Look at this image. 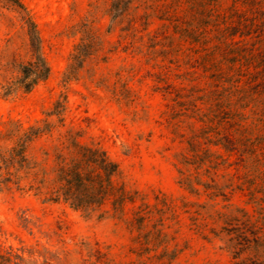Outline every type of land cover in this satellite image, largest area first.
<instances>
[{
  "label": "rangeland",
  "instance_id": "obj_1",
  "mask_svg": "<svg viewBox=\"0 0 264 264\" xmlns=\"http://www.w3.org/2000/svg\"><path fill=\"white\" fill-rule=\"evenodd\" d=\"M233 8L0 0V255L25 264L233 263L211 233L221 226L213 212L231 205L264 218V108L236 103L227 82L233 65L264 74V55L248 68L229 62ZM37 58L48 74L26 91ZM228 137L263 152L244 163L210 144ZM199 144L217 164L204 163L202 181L233 188L228 201L178 183L176 156ZM82 146L117 165L101 203L85 211L52 200L73 172L93 171L82 167Z\"/></svg>",
  "mask_w": 264,
  "mask_h": 264
},
{
  "label": "trees",
  "instance_id": "obj_2",
  "mask_svg": "<svg viewBox=\"0 0 264 264\" xmlns=\"http://www.w3.org/2000/svg\"><path fill=\"white\" fill-rule=\"evenodd\" d=\"M116 1L118 4L119 0ZM233 1V24L228 28V36L230 41L226 44V56L230 58L232 65L235 62L240 63V67L248 68L250 64L257 58L264 55L263 42H251L252 36L259 37L264 34V11L260 6V0H232ZM115 5V4H114ZM238 36L240 41H235L234 37ZM256 44H259L255 49ZM257 51V53H256ZM257 54V55H256ZM256 55V56H255ZM234 66V65H233ZM230 67L235 74L227 79L230 83L229 98L237 96L236 103L244 102L253 108H264V74L249 73L247 69L242 72L240 68L237 70ZM30 80L22 83L23 88L28 91L32 85L38 80H43L48 74L42 59L37 58L31 65ZM28 70L25 68L24 71ZM28 78L24 72L22 79ZM229 104H232L231 102ZM212 146L224 150L228 155H236L240 158V162L250 160L258 151V142L244 144L239 139L231 137L210 143ZM197 150H189L188 156L185 153L178 154L176 160L181 168L177 170L179 175L178 183L190 194L199 195L196 186H201L209 196L222 197L228 201V194L233 193L230 187V193L221 192L220 188L209 179V182L202 181L207 176L204 173L207 169L216 168L217 164L208 160L205 162L204 155L207 152L198 145ZM82 167L93 168L97 171L95 175L92 172H73L68 179H64L62 185L57 191L54 199H62L69 203L74 209L89 210L92 205H99L103 200L110 177L117 172V165L108 160L104 152H98L88 147L82 146ZM256 157V156H255ZM204 163L209 164L204 173H200ZM194 166L193 171L189 167ZM67 178V177H66ZM259 205V204H258ZM224 211L213 212L212 219L214 222H220L221 226L218 230L212 229L211 233L214 237L222 236V240L226 249L232 255L234 260L232 264H264V218H255L244 209L238 207L225 206ZM261 217H264V209L259 205ZM0 264H25V260L18 255H0ZM31 264H36L34 261ZM41 264H49L47 259Z\"/></svg>",
  "mask_w": 264,
  "mask_h": 264
}]
</instances>
